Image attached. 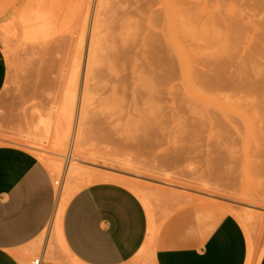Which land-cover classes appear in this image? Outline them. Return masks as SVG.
<instances>
[{"label": "rangeland", "instance_id": "374dc122", "mask_svg": "<svg viewBox=\"0 0 264 264\" xmlns=\"http://www.w3.org/2000/svg\"><path fill=\"white\" fill-rule=\"evenodd\" d=\"M32 1L35 4L40 3L38 7L51 9L55 15L61 12L65 16L64 19L60 18L61 21L65 20L70 25L67 27L65 23L58 22L67 29H52L43 36L44 40L39 36L41 42L32 34L31 26L26 20L33 16L31 11L34 14L38 8V4L36 9L32 7L33 3L30 6ZM43 1L0 0V53L6 65L5 83L0 91V139H3L0 140V146L20 149L35 156L49 171V165L57 160L51 154L50 144L36 145L45 152L44 161H41L39 154L33 149L5 140L16 139L18 134L27 136L28 139L36 138L31 129L38 117H46L52 105L64 93L65 77L72 65L74 36L82 25V20L79 19L83 18L87 9L85 3H89V22L85 23V26L88 25L85 28L79 65V84L81 83L91 16L96 1L71 0L70 5L68 0H58V4L54 3L55 0H52L53 3L49 0L48 5L46 0ZM134 1L136 3L131 0H109L108 9L104 12L106 14L102 11L104 15L100 16V20H104L103 29L106 25L110 26L106 24L110 21L109 17L113 20L119 14L122 19L127 18L122 25L124 28L120 26V34L113 31L110 34L107 27V31L103 32L105 39L101 37L104 40L101 44L105 43V46L102 45L104 53L108 56L106 59L102 58L105 55L101 56L100 59L106 60H101L102 65L105 64L104 67L109 71L115 69L119 74L112 70L113 73L116 72L120 78L111 74L113 80L110 81L104 74H98L102 81H94L98 78L91 74V100L86 112V128L82 139L85 152L82 153V163L79 166L93 173L94 179L104 173L134 178L130 180L148 196L155 231L167 219L184 210L192 209L214 218L230 215L238 222L237 215L245 212L250 220L245 226L240 222L239 224L244 234L249 235L255 252L260 253L264 250V0H250L248 4H244L243 0H193L195 5L190 18L192 21L185 18L190 26H187L184 19L181 23L187 28L185 31L182 26L184 34L177 22L180 25H177L178 32L180 34L181 31V34L176 38V56L173 54V47V51H162L169 48V43L167 47L166 44L165 47L157 46L162 40L166 43L165 38L157 41L159 37L165 36H162L163 29L158 30V27L159 36L155 30L157 26L148 21L144 23V19L148 18L144 6L149 0H140L139 3ZM41 2L44 5L46 3V7ZM110 3L115 10H109L112 6H109ZM52 4H57V8ZM63 4L64 7L66 4L65 9L62 8ZM116 4L121 5L117 7ZM122 5H125L123 11ZM24 6L27 9L24 10ZM49 6L54 7L55 11ZM69 8L73 10L72 14L76 12L75 16L70 14ZM143 9L146 12L142 13ZM23 10L28 14L23 13ZM77 14L81 15L76 16ZM126 15L133 17L128 20ZM69 17L72 21L76 17L73 24L77 17L79 21L73 25ZM160 17L162 16L159 15L158 19ZM138 18L140 19L137 20ZM115 20L113 22H117V18ZM127 21L130 27L125 26L128 25ZM118 22L117 26L113 23L110 27H116L119 31ZM164 22L158 24L161 27L168 26V21L165 22L166 25ZM169 27L164 29L165 34ZM53 30L57 35H54ZM64 30L66 32L62 33ZM143 30L147 31L143 33L149 37L141 39ZM58 32L62 37L61 41L65 39L62 43L56 38L60 37ZM65 37L70 39L67 41ZM147 39L153 40L155 44L158 42L156 45L151 42L153 45L149 43V46L164 47H159L160 52L153 51L152 46L148 47L149 52L161 53H154L159 57L155 58L162 62V68H159L161 71L158 69L162 76L158 95V88L149 80L150 68L147 61L148 58L153 59V52L149 53L147 47L143 48L148 43ZM54 40H57L56 43ZM143 40L145 43H142ZM138 44L145 45L140 46V49ZM110 49L112 53L107 54L105 50ZM136 50L143 56V66L140 63V53H135ZM145 53L149 54L148 58L144 56ZM119 57L123 60L120 61ZM108 60L113 68L108 65ZM136 67L139 68V74L141 70H146L141 76L150 81L147 82L149 85L146 84L147 88L142 84L132 86V78L138 74L134 71ZM139 74L141 81L143 78ZM115 77L116 81L121 79L126 85L120 80L113 82ZM129 82L130 86L127 84ZM152 87L156 88L155 91ZM141 88L144 91H140ZM151 91L154 92L152 97ZM159 113L160 116L157 115ZM51 178L54 189L58 188L61 178ZM45 240L46 233L37 239L34 250L26 258L29 264L42 254ZM143 259L137 260L136 264H145ZM42 261L43 264H73L60 250L52 235Z\"/></svg>", "mask_w": 264, "mask_h": 264}, {"label": "crops", "instance_id": "0c3cea01", "mask_svg": "<svg viewBox=\"0 0 264 264\" xmlns=\"http://www.w3.org/2000/svg\"><path fill=\"white\" fill-rule=\"evenodd\" d=\"M5 78L0 53V91ZM54 207V185L44 164L23 150L0 146V264H21L19 259L29 256ZM147 232L138 198L108 183L76 193L61 220L63 243L79 264H136ZM150 242L145 264H245L247 259L244 231L230 215L184 210L154 230Z\"/></svg>", "mask_w": 264, "mask_h": 264}, {"label": "bare ground", "instance_id": "6f19581e", "mask_svg": "<svg viewBox=\"0 0 264 264\" xmlns=\"http://www.w3.org/2000/svg\"><path fill=\"white\" fill-rule=\"evenodd\" d=\"M47 1H49V0H46L45 2L47 3ZM50 1H51V3L54 2V1L52 2V0H50ZM69 1H71V0H68V3H69ZM95 1H96V3H95L96 6L94 4L93 13H92V16H91L92 19L89 18V19H91V22H90L91 26H90L89 33H88V44H87V51H86V57H85L86 63H85V66H84V73H83V76H82L81 83L79 84V65H80V61H81V53H82V50H83V42H84L85 35H86L85 34V28L88 25V24H86V26H85V23H86V21H88L87 15L89 13L88 12V10H89L88 9V4L89 3H85V2L84 3L87 4V7H86L87 9L85 10V12H84L83 9H82L83 10L82 13L80 12L81 14H83V12H84V14H83L84 16H83L82 19L79 17L80 18L79 20H82L81 21L82 25H81V27H79V30L77 31L76 36H74V39H75L74 43L75 44L73 43L74 44V46H73L74 48H73V51H72L73 52L72 53L73 54L72 55V65H71V69H70L69 73L65 77V82H64L65 91H64V93L60 97L59 101L52 105V107L48 111L46 117H40V116L38 117L35 126H33V128L31 129V131L35 134L36 138L28 139L27 136L18 134V138H16V139H8V140L6 139L5 140V141L11 142V143H16V144L28 147L30 149H33L34 151H36L39 154V158L41 159V161H44L43 153H45V152L43 150L39 149V147H36V145L39 144V143L40 144H44V145L45 144H50L51 154L55 158H57V160L53 161L49 165V172H50L51 176H53L55 178H57V177L61 178V185L58 188L54 189L55 190V196H56V204H55V208H54V212H53V215H52L51 222L48 225V227L44 230V232L42 233V235L44 233H46V240H45V244H44V247H43L41 255L43 256V259H44L45 255L47 253V246H48L49 238L52 235L54 237L55 243L58 245L60 250L71 260V262L73 264H79L80 262L76 261V259L68 252V250L66 249V247H65V245L63 243V239H62V235H61V220H62V216H63L64 210H65V207L68 204V202L70 201V199L76 193L81 191L82 189H84V188H86L88 186H91V185L95 184L96 182L114 184V185H118V186L124 187L127 190H129L130 192H132L138 198L140 203L142 204V206H143V208H144V210L146 212L147 219H148V232H147L146 240H145L143 246L141 247L140 251L136 255L137 260H140V259H143V258L146 259L147 257L150 256V243H151L150 241H151V238H152V236L154 234L153 219H152V215H151V211H150V204H149L148 196L143 192L142 189H140V187L134 181L130 180L132 177L130 179H128L129 177H127L125 175L104 173V174H100L97 179H94L93 173H91V172H89L87 170H84V169H82L79 166L82 163V158H81L82 153L85 152V147H84L85 143L83 142L84 140H82V139L84 137L85 128H86L85 127L86 112H87V108L89 107V102L91 100L90 96H89V81L91 80V74H92V76L96 75L97 78L100 77V76H98V74L99 75L101 74L102 76L104 74L105 78L107 77L106 79L109 78L108 80L112 81L113 80V78H112L113 76L111 77V74H116L117 75V73H118L115 69L114 70L110 69V71H111L110 72L108 70V68L104 67L105 64L102 65V62L106 61L105 59H106V57H108L104 53V49L102 47V45L105 46V43L101 44L102 41L104 42V40H102V38L105 39L103 37V35H104L103 32L105 30L107 31L108 25L105 26V29L102 28V26L104 27V24H103L104 20L101 21L100 20V16H102L101 14H103L105 12V9H108L107 4L109 3L108 2L109 0H107V1L106 0H95ZM137 1L139 3L140 0H137ZM144 1H143V3H144ZM243 1H244L243 2L244 4H248L250 0H243ZM29 2H31V0H29ZM29 2H27V3H29ZM56 2H57V4L60 3V2H58V0H55L54 3H56ZM86 2H87V0H86ZM131 2H135V1L131 0ZM165 2H167L168 4L164 3V0H154V1L149 0L148 3H146V5L144 3L145 10H147V13H148V14L146 13L148 18L144 19V23H145V21H148V23H151V25H154L155 27L157 26L156 29H155V27L153 28V29H155L157 31V34H159V32H160V31L158 32V30H160V28L163 29V32L161 31L162 32V36L163 35H165V36H163L162 38H160V37L158 38V35H157L156 39L158 38L157 41L160 42L159 39L165 38L166 43L163 42V40H162V42L164 44L162 42L159 43V44H157L158 43L157 42L156 44H157V46L158 45H163L164 46L166 44L165 46L167 47V44L169 43V48L168 49H165L164 48L165 46L164 47L163 46L162 47L159 46V47L160 48H164V49H162V51L166 50V51L170 52V49H172V51H173L177 47L176 46V40H177L176 38H177L178 35L181 34V31H180V34L178 32L179 28H177V25L180 27L181 23H183L184 20H186V19L189 20L190 18H192L193 9H194V5H195L194 3L195 2L193 0H166ZM32 3H33V1L31 3H29L30 6L32 5ZM46 3H45V5L42 3V5L46 7ZM48 3H47V5H48ZM80 3H82V2H80ZM125 3H126V1H125ZM129 3H128V5H129ZM37 4H38V2L36 4L33 3L32 7H35V9H36V5ZM122 4H124V3H122ZM39 5H40V3L37 5V7ZM56 5L54 6L52 4V6H54V7H56ZM69 5H70V3H69ZM120 5L116 4L117 7L120 6ZM126 5H127V3H126ZM135 5H133V6H135ZM138 5H140V4H138ZM30 6L28 5L27 7H30ZM77 6H79V5H77ZM109 6H111L109 8V10L111 8H113V10H115L113 4L110 3ZM27 7L24 6V10H25V8L27 9ZM54 7H50V8H54ZM140 7H141V5H140ZM155 7H157V8L155 9ZM62 8L65 9L66 8V4H65V7H64V4H63ZM70 8H74V7H70ZM79 8H81V7L79 6ZM79 8H78V11H79ZM124 8H125V5L121 9V11H123ZM131 8H134V7H131ZM30 9H31V7H30ZM58 9H59V7H58ZM76 9H74V11ZM127 9H130V7H127ZM24 10H23V13L26 12V11L24 12ZM31 10H33V9H31ZM50 10H46L44 7H38L34 14L32 13L34 11H31L30 14H32L33 16L29 14L32 17L30 19H26L28 21V23H29V26H31L32 34L37 36L39 40H41L42 38L44 40V37L46 36V34H48V32L50 30H52V29H55V28L58 29V27H60L61 29L62 28L65 29L66 28L64 26L65 24H66L67 27H68V25H70V24L65 23L64 22L65 20L63 22L61 21V19L62 18L64 19V17H65V16L63 17V15H61L62 14L61 12H60L61 14L59 13L61 15L60 16L59 14L58 15L57 14L56 15L53 14ZM53 10L55 11V8ZM100 10H101V13H100ZM113 10H111V11H113ZM136 10H137V8H136ZM145 10L143 9L142 13L146 12ZM57 11L58 10H56V12ZM72 11L73 10H71L70 14L75 16L74 14H76V12L74 14H72ZM102 11H103V13H102ZM131 11H132V9H131ZM66 12L68 14V11H66ZM139 12H138V14H139ZM111 13H113V12H111ZM119 13H120V10H119ZM26 14H28V13L26 12ZM81 14H77L76 16L81 15ZM104 14H106V13H104ZM157 14H158V16H157ZM108 15H106V16H108ZM132 15H133V13H132ZM159 15L162 16V17H160L158 19ZM115 17L117 18V22L119 21L118 19L120 18V21L122 23L120 25V21H119L118 22L119 23L118 26L119 27L121 26V27L124 28V26H122V25L125 24V19H127V18L124 19V17H123V19H122V17H120L119 14H118V16H115ZM115 17H113V15H112V18H115ZM125 17H128V20H129L133 16H127L126 15ZM75 18L76 17H74L73 19L75 20ZM109 18H110V21L107 19L106 22H108V21L109 22L116 21L115 20L116 18L113 19V20L111 19V17H109ZM161 18H163L164 20L162 19V21H161ZM68 19L71 20L70 17ZM139 19L140 18H138L137 20H139ZM156 19H158L160 21H158ZM77 20H78V17H77ZM182 20H183V22H182ZM187 20H186L187 26L188 25L190 26L189 22H191L192 20L190 19L189 22ZM73 21L71 22L72 24H73ZM76 21H75V23L73 25L76 24ZM157 21L161 22V23H163V21H165V22L168 21L167 22L168 26H166V27L162 26L161 27L160 23L158 24ZM58 22L63 23V24L65 23L63 25L65 28L61 27ZM109 22L106 23V24H109L110 26H112L113 23H114V25L117 23V22H113V23L110 24ZM165 22H164V24H165ZM177 22L180 23V25ZM81 23H78V24H81ZM138 23H139V21H138ZM140 23L144 24L142 21ZM129 24L130 23L128 22V25L126 24L125 26L130 27ZM115 26H117V24ZM182 26H183V28L186 29L185 31H187V28L185 27L186 25L185 26L183 24L181 25V29L180 30H182V33L184 34V29L182 28ZM109 27H108L109 33H110V31H113V33H117L118 32L120 34L121 27L120 28L118 27L119 31L117 30L116 27H115V29L111 28V27H110L111 28L110 29ZM158 27H159V29H158ZM167 27H169V29L166 30L167 33L165 34L164 33V29L167 28ZM61 29H59V30L61 31ZM87 29H88V27H87ZM126 29H125V31H126ZM72 30H74V28ZM115 30H117V31H115ZM150 30H152V28ZM155 30H154L153 34L156 33ZM52 32L54 33V35H57L55 33V30H53ZM65 32H66L65 30H64V32L62 31V33H65ZM122 32H123V30H122ZM143 32L146 33L147 31L143 30L142 33ZM142 33L140 34V35L143 36V37L140 36L141 39L144 38V37H149L148 34L145 35V33H143V34ZM185 33H187V32H185ZM58 34L60 35L59 32H58ZM105 34L109 35V34H107V32ZM39 36H42L41 39H40ZM154 36H156V35H154ZM159 36H160V34H159ZM57 37H58L57 40H59L61 43L65 40L63 38L62 39L63 41H61V39H60V38H62L61 35H60V37L56 36V38ZM65 38L67 39V41L70 39V37L69 38L65 37ZM107 38H109V37H107ZM57 40H54V42L57 41ZM114 41H115V39H114ZM146 41L148 43L146 42L147 45L143 46V48L147 47L146 48L147 51L149 49L148 47H151L153 45L152 43H154V45H156L155 42H152L153 40H151V39H147ZM41 42H42V40H41ZM43 43H42V45L44 46ZM142 43H145V40H143ZM149 43L152 44V45L149 46ZM45 44H46V42H45ZM111 44H113L112 40H111ZM142 45H145V44H140L141 47H142ZM107 46L108 45H106V47ZM111 46H113V45H111ZM140 46L138 44L139 48H140ZM157 46H152L153 48L152 47L151 48H152V50L154 49L155 51H159L160 52L161 50ZM140 49H142V48H140ZM177 49H178V47H177ZM105 51H106L107 54L108 53L109 54L112 53V49L109 50L111 52H109L107 50H105ZM147 51L145 50V52H147ZM172 51H171V53H172ZM175 51H177V50L175 49L173 54L175 53ZM136 52L139 55L140 51L138 52V50H136L135 53ZM152 52H149V53H152ZM154 53L155 52H153V54H151V55H153L152 56L153 59L148 58L149 57L148 53H145V55L144 54L143 55L147 56V58H148L147 65L150 68L149 69V71H150V74H149L150 79L149 80H151L153 85L156 88H158L157 89L158 92L156 91V93L158 95L159 94V87H161V83H162V76L160 74L161 72H159V71H161V69H159V68L162 65V62L160 61V59L158 60V59L155 58V57L159 58L158 56H155L158 52H156L155 55H154ZM177 53H178V51L176 52V54ZM159 54H161V53H158L157 55H159ZM176 54H174V56H176ZM103 55H105V57H102V58H105L104 60L100 59L101 56H103ZM141 55L142 54L140 53V57H141ZM121 57H123V56H121ZM141 58H140V63H141V66H143V64H145V63H142L143 58L142 59ZM119 59H121L120 61L123 60L120 57H119ZM101 60H102V62H101ZM115 61L116 60H114V62ZM110 62L111 61H109V63ZM109 63H108V65L111 68H113L114 66L111 65V63L110 64ZM109 66H107V67H109ZM144 67L146 68V66H144ZM161 68H162V66H161ZM138 69L136 67L134 71H137ZM158 69H159V71H158ZM112 70L116 71L117 73L116 72L113 73ZM147 70H148V68H147ZM141 71L142 72L140 74H139L140 71L139 72L137 71V73L140 76L142 75L144 70H141ZM133 72H132V74H133ZM144 72L146 73V70ZM145 73H143V74H145ZM138 74H136L137 76L135 78H132V84H133L132 86H137L139 84H142L143 87L146 86V88H147V85H149V84H147V82H150V81H146L144 79L145 77L143 78L142 76H141V78H143L144 80L142 79L140 81V77L138 76ZM117 76L119 77L120 75H117ZM93 77H95V76H93ZM116 77L114 78L115 80L113 82L116 81ZM92 79H94V78H92ZM98 80L102 81L99 78L98 79H94V81H98ZM119 80L121 82L123 81L121 79H119ZM94 81H93V83H94ZM118 81H116V82H118ZM130 82L127 83L129 86L131 85ZM103 83H104V81H103ZM104 84L108 85L107 83H104ZM118 84H120V83H118ZM124 84H125V82L123 81V85ZM101 85L103 86V84H101ZM107 88H109V87H107ZM110 88H111V86H110ZM134 88H135L134 90H137L136 87H134ZM142 88L139 89V90L140 91L141 90L144 91ZM154 88L152 87L153 91H155V89H156V88L155 89ZM96 90H99V88H97ZM147 92H148V90H147ZM153 93L154 92H152V94L150 93V96L153 95ZM150 98H148V99H150ZM157 115L160 116V113L157 114ZM159 116H156V118L159 117ZM0 140H3V139H0ZM63 161H64L65 165L62 164ZM132 179H134V178H132ZM54 184L58 185L57 182H54ZM237 219L239 220V222L242 225L245 226V223L250 220V216L248 214H246L245 212H241V213H239L237 215ZM245 237H246V240H247V259H246V263L245 264H259V261H260L262 255H263V253H264V250H262L260 253L255 252V249L253 247V243H252V241H251V239H250V237H249V235L247 233H246ZM136 258H135V260H136ZM19 261H20L21 264H29L27 262V260H26V257L20 258Z\"/></svg>", "mask_w": 264, "mask_h": 264}, {"label": "built area", "instance_id": "2783aa9c", "mask_svg": "<svg viewBox=\"0 0 264 264\" xmlns=\"http://www.w3.org/2000/svg\"><path fill=\"white\" fill-rule=\"evenodd\" d=\"M41 263H42V257L40 255L37 259H34L31 264H41Z\"/></svg>", "mask_w": 264, "mask_h": 264}]
</instances>
